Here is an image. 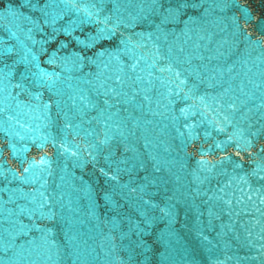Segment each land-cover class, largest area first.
Returning <instances> with one entry per match:
<instances>
[{"label":"water","instance_id":"water-1","mask_svg":"<svg viewBox=\"0 0 264 264\" xmlns=\"http://www.w3.org/2000/svg\"><path fill=\"white\" fill-rule=\"evenodd\" d=\"M0 264H264V0H0Z\"/></svg>","mask_w":264,"mask_h":264},{"label":"snow or ice","instance_id":"snow-or-ice-1","mask_svg":"<svg viewBox=\"0 0 264 264\" xmlns=\"http://www.w3.org/2000/svg\"><path fill=\"white\" fill-rule=\"evenodd\" d=\"M25 171H27V169H25Z\"/></svg>","mask_w":264,"mask_h":264}]
</instances>
